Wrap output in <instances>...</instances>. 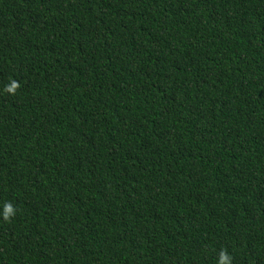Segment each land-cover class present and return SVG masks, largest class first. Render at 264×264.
Listing matches in <instances>:
<instances>
[{"label":"trees","instance_id":"16d2710c","mask_svg":"<svg viewBox=\"0 0 264 264\" xmlns=\"http://www.w3.org/2000/svg\"><path fill=\"white\" fill-rule=\"evenodd\" d=\"M6 203L0 264H264V0H0Z\"/></svg>","mask_w":264,"mask_h":264},{"label":"clouds","instance_id":"9594fccd","mask_svg":"<svg viewBox=\"0 0 264 264\" xmlns=\"http://www.w3.org/2000/svg\"><path fill=\"white\" fill-rule=\"evenodd\" d=\"M18 86L19 85L17 83L13 82L5 90L8 91L9 93H14ZM14 214H15V210L13 209V207L10 204L6 203L3 206V210L0 211V218L7 220V219H9L10 216H12ZM218 264H229V258L223 252H221V254H220Z\"/></svg>","mask_w":264,"mask_h":264}]
</instances>
